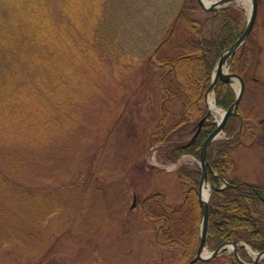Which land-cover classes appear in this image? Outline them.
I'll return each mask as SVG.
<instances>
[{"label": "rangeland", "instance_id": "rangeland-1", "mask_svg": "<svg viewBox=\"0 0 264 264\" xmlns=\"http://www.w3.org/2000/svg\"><path fill=\"white\" fill-rule=\"evenodd\" d=\"M52 1L62 10L61 16L73 10L71 0ZM103 1L97 18H111L115 29L125 34L120 37L126 51L140 57L138 61L143 59L141 49L154 47L149 38L161 37L156 35L161 14L176 2ZM225 7L240 14L241 34L250 17L248 0H234ZM206 12L201 7L196 15L205 17ZM83 13L78 21L85 20ZM218 24L219 19L210 20L207 31L214 32ZM247 52L252 78L240 105L251 127L234 139L241 144L232 152L235 165L228 175L264 185V0H258ZM139 63L138 70L135 64L127 69L124 85L99 80L101 87L82 86L76 101L79 118L65 135L32 134L31 144L0 139V264H178L174 252L155 242V223L142 205L152 193L166 195L171 204L182 200L187 186L176 171L181 163L194 165L198 159L183 155L176 164L165 162L166 147L152 142L157 120L166 112V127L172 126L181 118L182 102L173 97L164 103L157 69L153 74ZM226 71L234 73L230 64ZM235 82H240L234 79L231 84L236 92ZM207 109L211 110L208 105ZM219 118L211 110L210 119ZM238 123L227 136L237 135ZM231 249L206 264H231L225 259ZM246 249L247 257H242L251 263L256 255ZM257 264H264V257Z\"/></svg>", "mask_w": 264, "mask_h": 264}, {"label": "trees", "instance_id": "trees-1", "mask_svg": "<svg viewBox=\"0 0 264 264\" xmlns=\"http://www.w3.org/2000/svg\"><path fill=\"white\" fill-rule=\"evenodd\" d=\"M72 1L73 10L61 16L62 10L52 0H0V139L5 142L18 139L31 144L32 134L65 135L79 118L76 101L82 86L98 88L99 80L113 74L121 78L126 67L141 64L146 58L143 49L139 53L143 59L139 61L140 57L126 51L111 18H97L103 0L84 5L81 0H71V4ZM171 8L161 14V28L166 32L163 42L156 44L161 64L156 73L163 102L178 97L182 113L180 120L166 127L165 112L157 120V132L151 136L152 142L166 147L165 162H177L184 154L199 158L206 137L216 127L213 120H208L191 143L184 139L186 134L197 131L200 119L208 111L205 95L218 57L239 36L240 15L228 7L216 13L207 11L205 17H199L196 13L201 6L197 0H176ZM83 10L87 16L78 21ZM56 13L57 20L53 19ZM214 19H219V24L210 33L206 26ZM249 38L250 35L230 66L246 84L252 78L247 52ZM123 63L125 67H121ZM146 66L155 73L153 63ZM215 99L218 105L229 107L235 100L233 87L219 78ZM233 125L229 118L226 130L230 131ZM249 127L250 123L245 121L241 132L233 138L215 141L219 147L215 149L213 145L208 151L209 179L213 185L208 246L215 249L223 242L236 241L244 256V242L253 250H264V185L240 182L228 175L235 165L232 152L241 144L234 139ZM178 134L180 137L175 139ZM176 175L187 186L182 200L171 204L166 195L158 197L152 193L145 197L142 207L155 223V242L174 252L178 264H184L196 254L200 241L201 169L197 163L181 166ZM218 176L227 178L228 183L221 187ZM230 261L236 263L234 258Z\"/></svg>", "mask_w": 264, "mask_h": 264}, {"label": "water", "instance_id": "water-1", "mask_svg": "<svg viewBox=\"0 0 264 264\" xmlns=\"http://www.w3.org/2000/svg\"><path fill=\"white\" fill-rule=\"evenodd\" d=\"M199 1L205 9L210 10V11H213V10L218 11V9L221 8V6L223 4L227 5L234 0H219V2L222 4L220 7H219L218 3L213 4L211 6H206L205 4H203L202 0H199ZM257 10H258V0H251V12H250V17H249L248 23L246 25V28L244 29L242 34L238 37L236 42L220 55L218 62H217V65H216V69H215L214 74H213L212 83H211V85L208 89V92L206 94V96H207L209 91L215 87L218 78L222 79L223 81H225L229 84H233L234 79H238L240 82L239 90L236 91L237 97H236L235 102L228 109L220 107L223 110V112L221 114L220 120L218 121L217 127L208 136V138L206 139V141L204 142L203 147H202V151H201V155H200V167H201V171H202V177H201V181H200V193H199L200 194L201 207H202V221H201V226H200V243H199L196 254L190 260H188L185 264H195L198 261L210 260V259L216 257L217 255L221 254V252L224 249H228L229 247L234 248V250H235L234 253L237 256V259L242 264H256L257 262H259L264 257V250H263L261 252H257V255H256V257L252 263L246 262L241 257V255H239L237 253L238 245L235 241L224 242V243L220 244L215 250L211 251L210 253L206 252L207 251L208 226H209V198H210L211 191L209 192L208 196H206V197L202 193V187H203L204 181L207 180L209 183V180H208L209 161H208V157H207V152H208V148L210 146V143L213 142L214 140L218 139V136L224 132V127H225V124L227 122L228 117L231 114L237 113V107L239 105L241 98L243 97V93L245 90L244 79L239 74L229 73L227 71H224L223 66H224V64H227V67H229V64L231 63L233 55L235 54V52L238 50V48L243 44L245 39L250 34V32L254 26V23H255V19L257 16ZM210 113H211V110L207 113V115H205L200 120L199 128H198L197 132H199L203 123L208 119V115ZM197 134L198 133H196V135ZM222 179H224V178H222Z\"/></svg>", "mask_w": 264, "mask_h": 264}, {"label": "bare ground", "instance_id": "bare-ground-1", "mask_svg": "<svg viewBox=\"0 0 264 264\" xmlns=\"http://www.w3.org/2000/svg\"><path fill=\"white\" fill-rule=\"evenodd\" d=\"M203 1V4H205L206 6H211V5H213V4H216V3H218V5H219V7L222 5L220 2H219V0H202ZM197 2H198V4H199V6H201L205 11H208L207 9H205L202 5H201V3H200V1L199 0H197ZM248 2H249V5H250V8H251V0H248ZM231 3V2H230ZM226 5H222V9L221 10H223V9H225V8H228V7H225ZM224 7V8H223ZM219 10H220V8L218 9V11H216V10H213L212 12H219ZM251 11V10H250ZM258 11V10H257ZM165 30H163L162 28H160V34L157 32L156 33V35H160L161 37L158 39V40H156L155 39V37L153 38V39H151V38H149V41L151 40V42H153L154 43V47H151L149 50L147 49H145L144 51H143V53H145L146 54V58H145V60H144V66H146V65H148V64H150V63H153V67H152V69H154V68H156L157 70H158V68H160L161 66V64H159V62H158V60L160 59V56H158V54H157V50H158V46H156L155 44H159V42H163V37H164V34H165ZM123 36H125V34H123ZM151 46H152V44H151ZM151 50V51H150ZM109 57H111V56H109ZM123 58V57H122ZM120 61H122V60H120ZM123 61L125 62V59L123 58ZM122 61V62H123ZM125 63H123L122 65H121V67H125V65H124ZM137 65V64H136ZM135 65V67H137ZM134 67V66H133ZM134 67V68H135ZM139 67L140 66H138L137 68H135V70H138L139 69ZM216 67V66H215ZM127 69H128V67H126ZM226 68H227V64H224V66H223V70L224 71H226ZM127 69L125 70L126 72L122 75V77L120 78V77H116L114 74L113 75H111V76H107V78H104V81H102V83L103 82H106L108 85H110V86H120V85H124V83L126 82V74H127ZM131 70V69H130ZM154 74V73H153ZM212 79H213V76H212ZM222 80V79H221ZM223 81V80H222ZM223 82H225V81H223ZM211 83H212V80H211ZM217 83V82H216ZM225 83H227V82H225ZM235 84V86L237 87V91L239 90V85L235 82L234 83ZM101 87V86H100ZM235 94L237 95V92H235ZM235 95V100H236V96ZM243 98V97H242ZM242 98H241V100H242ZM235 100L232 102V104L235 102ZM241 100H240V102H239V105H238V107H237V113L236 114H231V116L230 117H228V119L229 118H232L233 119V123H235V122H238L239 121V123H238V125H240L241 127L243 126V123L245 122V121H248L249 123H250V127H251V122H250V120L248 119L249 117H248V115H246V114H244L243 113V111H242V107H241V105H240V103H241ZM206 101H207V105H208V107L212 110V111H215V112H218L219 114H222V112H223V110L220 108V107H218L216 104H215V99H214V97H213V90H210L209 91V93H208V95H207V99H206ZM205 101V102H206ZM231 104V105H232ZM230 105V106H231ZM229 106V107H230ZM229 107H226V109H228ZM239 110H241L240 112H239ZM209 112V110L207 111V113ZM206 113V114H207ZM210 116H211V113L208 115V117L210 118ZM228 119H227V122H228ZM216 121H218V119H216ZM215 129V128H214ZM200 131V130H199ZM214 131V130H213ZM212 131V132H213ZM211 132V133H212ZM196 133H198L199 134V132H197V131H195L194 133H191V134H186L185 136H184V139L186 140V142H189V143H191L195 138H196V136L198 135H196ZM210 133V134H211ZM209 134V135H210ZM196 135V136H195ZM208 137H206V139H207ZM206 139H205V141H206ZM227 140V137H222V135H219L218 136V139H216V141L217 140ZM204 141V142H205ZM161 143V142H160ZM204 144V143H203ZM216 146L217 144H216V142L215 141H213V142H211L210 143V146H209V148H208V151L211 149V147L212 146ZM203 147V146H202ZM201 151H202V148H201ZM201 151H200V155H201ZM207 157H208V152H207ZM198 160H200V157L198 158ZM163 165H165V164H163ZM191 166V164H187V163H181V165L178 167V168H180L181 166ZM214 174H216V173H214ZM201 177H202V171H201V176H200V180H199V190H200V181H201ZM219 177V179L220 180H222V178H221V176H218ZM210 177H209V171H208V180H210L209 179ZM212 184V183H211ZM211 184H209L208 183V181L207 180H205L204 181V183H203V187H202V193H203V195L206 197V196H208V194H209V190H210V185ZM264 198V197H263ZM209 227V226H208ZM208 234H209V228H208ZM208 239V238H207ZM199 243H200V241H199ZM245 244H246V242H244ZM207 244H208V241H207ZM199 246V245H198ZM247 246H248V244H247ZM246 246V247H247ZM197 249H198V247H197ZM229 249H224L222 252H221V254H219V255H217V256H220V255H222L224 252H227ZM232 253L230 254V255H227V256H225V259L227 260V262L229 263V262H232V261H230V260H232L233 258L236 260V263L235 264H242V263H240V261L237 259V256H236V254L234 253L235 252V250H234V248L232 247ZM211 251H213V250H208V251H206V252H208V253H210ZM263 251V250H262ZM251 252H252V254L253 255H257V252H261V251H253V250H251ZM237 253L239 254V255H242L241 254V251H240V249H239V247H238V251H237ZM234 254V255H233ZM216 256V257H217Z\"/></svg>", "mask_w": 264, "mask_h": 264}]
</instances>
